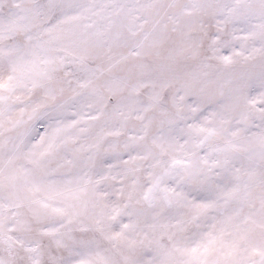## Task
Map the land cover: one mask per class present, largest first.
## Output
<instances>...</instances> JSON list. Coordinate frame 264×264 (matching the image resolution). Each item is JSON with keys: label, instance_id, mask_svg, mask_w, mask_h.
<instances>
[{"label": "snow or ice", "instance_id": "6c2138e0", "mask_svg": "<svg viewBox=\"0 0 264 264\" xmlns=\"http://www.w3.org/2000/svg\"><path fill=\"white\" fill-rule=\"evenodd\" d=\"M0 264H264V0H0Z\"/></svg>", "mask_w": 264, "mask_h": 264}]
</instances>
